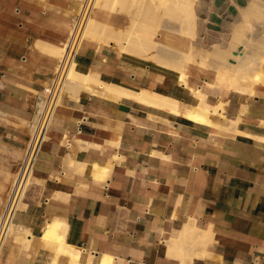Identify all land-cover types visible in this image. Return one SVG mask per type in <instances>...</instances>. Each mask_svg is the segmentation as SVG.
<instances>
[{
  "label": "crops",
  "instance_id": "crops-1",
  "mask_svg": "<svg viewBox=\"0 0 264 264\" xmlns=\"http://www.w3.org/2000/svg\"><path fill=\"white\" fill-rule=\"evenodd\" d=\"M254 1L196 0L194 47L229 55ZM80 3L0 0V216ZM249 20L258 39L264 15ZM75 54L77 79L67 80L0 264H264V79L241 108L233 92L203 86L216 81L213 61L190 64L188 87L237 119L212 115L213 127L183 116L196 100L175 72L111 44L79 41ZM118 89L166 97L177 114ZM53 224L56 242L45 238ZM193 227L203 248L184 237Z\"/></svg>",
  "mask_w": 264,
  "mask_h": 264
},
{
  "label": "bare ground",
  "instance_id": "bare-ground-1",
  "mask_svg": "<svg viewBox=\"0 0 264 264\" xmlns=\"http://www.w3.org/2000/svg\"><path fill=\"white\" fill-rule=\"evenodd\" d=\"M195 2L196 0H82L81 7L78 6L81 12L80 20L71 24L67 40L59 48L61 51L59 60L67 52L75 38L78 40L77 43L79 41H94L108 46L111 44L124 54L149 60L159 69L175 72L178 81L185 85V88L192 93L196 100L195 106L185 114L183 113L184 117L194 122L217 127L218 124L213 123L210 116L219 115L222 121L228 124L224 114L225 102L223 104L217 99L219 103L213 107L207 103V95L198 90L199 88L190 89L187 82V68L190 64L206 67L209 60L213 61L214 65L210 68H212L216 81L213 84L203 83V86L217 90L219 96L233 92L239 97L240 107H245L247 100L254 94L253 87L264 79V71L262 72L264 68V30L261 37L254 39V27L249 20L250 14L257 12L264 15V0H255L248 5L246 12L243 13L241 23L236 25L233 30L229 43L232 49L230 54L228 53L229 55H223L224 50L215 46L212 52L198 50L194 47ZM115 14L127 16L126 23L123 26L121 24L122 27L112 25L111 21L114 19L112 16ZM262 25L264 29V24ZM75 58L74 52L68 64L67 80L77 79ZM109 88L111 89V87ZM121 92L125 96L137 99L138 102L166 108L177 114L176 102L166 97L146 90L136 95H132L130 91ZM218 110H220L219 113ZM236 121L237 119L234 121V125ZM231 124L233 125L232 122ZM54 229L55 224L50 225L45 232V238L52 239V242L56 237L57 229ZM185 230V238L191 240L193 244L196 242L201 244V248L204 247L206 239H202L203 236L200 234L205 233L195 227ZM59 241L57 240V242Z\"/></svg>",
  "mask_w": 264,
  "mask_h": 264
},
{
  "label": "built area",
  "instance_id": "built-area-1",
  "mask_svg": "<svg viewBox=\"0 0 264 264\" xmlns=\"http://www.w3.org/2000/svg\"><path fill=\"white\" fill-rule=\"evenodd\" d=\"M80 13L79 9L74 20L75 23L79 22ZM77 41V38H75L69 45L64 56L58 60L51 83L43 89V102L36 119L32 136L25 149L22 161L10 187L2 215L0 216V250L8 234L13 229V215L20 209L19 205L24 202L36 155L41 145L47 140L54 114L60 106L66 90L68 83L66 72L68 64L75 52ZM65 142L68 145L69 139H65Z\"/></svg>",
  "mask_w": 264,
  "mask_h": 264
},
{
  "label": "rangeland",
  "instance_id": "rangeland-1",
  "mask_svg": "<svg viewBox=\"0 0 264 264\" xmlns=\"http://www.w3.org/2000/svg\"><path fill=\"white\" fill-rule=\"evenodd\" d=\"M122 13H124V12H122ZM124 15H125V14H124ZM126 17H127V16H124V18H122V19H127ZM11 185H12V183H11Z\"/></svg>",
  "mask_w": 264,
  "mask_h": 264
}]
</instances>
